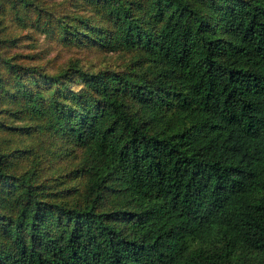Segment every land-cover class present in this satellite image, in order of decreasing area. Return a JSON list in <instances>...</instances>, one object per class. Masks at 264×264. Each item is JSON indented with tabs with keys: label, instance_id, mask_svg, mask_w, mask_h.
<instances>
[{
	"label": "trees",
	"instance_id": "trees-1",
	"mask_svg": "<svg viewBox=\"0 0 264 264\" xmlns=\"http://www.w3.org/2000/svg\"><path fill=\"white\" fill-rule=\"evenodd\" d=\"M87 1L94 21L66 16L63 36L132 65L51 75L0 51L36 78L0 90L33 125L0 128L65 136L88 176L59 200L0 142V264H264V0Z\"/></svg>",
	"mask_w": 264,
	"mask_h": 264
},
{
	"label": "rangeland",
	"instance_id": "rangeland-1",
	"mask_svg": "<svg viewBox=\"0 0 264 264\" xmlns=\"http://www.w3.org/2000/svg\"><path fill=\"white\" fill-rule=\"evenodd\" d=\"M2 2L0 51L7 58L26 65H37L43 72L51 75L61 74L74 65L77 68L99 71L104 68L121 70L134 63L135 51L111 50L84 40L70 41L63 36V29L59 25L65 24L62 18L66 16L85 15L94 21L96 13L87 0H30L27 5L24 0ZM38 7L43 11H39ZM68 21L72 22L70 18ZM20 79L30 84L36 78L33 75H22V70L15 71L0 60V90L11 91L10 88ZM73 80L72 90L77 92L80 79L74 75ZM48 84L46 82L41 90L50 97L57 84ZM0 121L20 127L33 125L30 116L16 119L15 116L4 113L1 106ZM58 138L59 142L48 131L41 132L37 129H31L27 135L20 136L19 132L0 128V142L7 150L26 146L30 151L14 160L13 169L34 170V179L43 185L45 194L60 195L59 200L68 203L79 202L86 193L88 178L81 170L84 165V149L77 144L65 145V136ZM114 200L115 195L110 193L106 202L110 204Z\"/></svg>",
	"mask_w": 264,
	"mask_h": 264
}]
</instances>
